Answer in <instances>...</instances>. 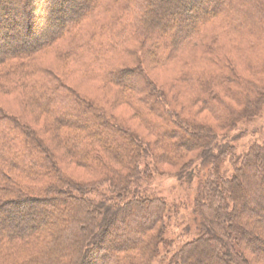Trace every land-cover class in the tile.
<instances>
[{"label": "trees", "instance_id": "trees-1", "mask_svg": "<svg viewBox=\"0 0 264 264\" xmlns=\"http://www.w3.org/2000/svg\"><path fill=\"white\" fill-rule=\"evenodd\" d=\"M162 1L0 0V214L27 216L0 219V264H151L172 207L143 184L163 163L198 181L195 237L169 264H264V141L237 153L231 134L264 106V0H174L170 21Z\"/></svg>", "mask_w": 264, "mask_h": 264}, {"label": "rangeland", "instance_id": "rangeland-1", "mask_svg": "<svg viewBox=\"0 0 264 264\" xmlns=\"http://www.w3.org/2000/svg\"><path fill=\"white\" fill-rule=\"evenodd\" d=\"M174 0H163L162 4L165 5L163 9H158V12L160 15L164 17V20H169L171 17L169 16V7H173ZM176 1V0H175ZM185 2H183L184 10L187 15H191L194 18V13L198 12V16H202V12L199 11V8H191V6L185 5ZM205 6L204 8H208L210 3H212V0H204ZM192 19V18H191ZM190 18H185L184 14L180 15L178 17L173 16V22L181 28L183 25H186L190 20ZM152 60L150 58L147 59L148 68H150L151 76L161 85H165L166 87H169L171 90L172 85V79L174 78V73L171 71L170 68L160 70L156 68L154 65L151 68ZM64 68H61L62 71ZM208 70V68H205ZM77 80H76V79ZM71 82V81H70ZM72 85L75 86L77 89L85 91V93L92 94L93 96L101 98L105 103L106 102H112L115 96L116 98L119 95V91L116 89L110 90L109 92H106L95 83L86 85V82L81 81L77 76L74 74L72 75ZM91 87V88H89ZM174 88V87H173ZM176 89V88H175ZM174 92V89L171 90ZM178 91V90H177ZM188 93H182V99L184 102L188 103L191 101L190 97L193 94V89H189L187 91ZM7 100L3 99V97L0 98V102L2 104L6 103L5 101H13L11 97H6ZM5 100V101H4ZM178 106L179 104L178 101ZM11 109H16L19 111L20 109L15 105L14 103L8 104ZM199 106V105H197ZM115 112H117L120 115H123L127 117V119L130 121V123L139 126V121L137 117L132 116V110L126 106L121 107H115ZM204 116L198 115L200 117V120H206V121H214V119L211 116V113L204 109L203 111ZM202 116V117H201ZM204 117V118H203ZM85 118V117H84ZM86 120L87 124H93V120ZM232 136L238 135V139L233 141V143L236 146L237 153H242L246 151V149L249 148V146L254 142H263L264 141V106L259 114L254 116L251 119H243L239 123V127L231 132ZM223 168L229 170H232L231 164L229 160L225 161L223 164ZM176 168L171 166L170 164L163 163L162 166H160L158 169L152 170V175L150 178H148L147 181L143 184V189L147 191L148 193H153V195L158 194L162 197H164L168 203L172 207V211L169 215L168 221H167V232L166 236L168 239V244L161 245V253L160 255L151 263V264H169L171 253L174 252L178 247L182 246L185 242L188 240H191L195 237L196 234V226L193 223V204L195 200V194L197 190V182L190 184L188 182L182 181L177 179L175 172ZM72 176L82 179V177L88 178L92 175L88 174L87 171L83 167L75 166L72 164ZM254 188L251 189L253 191ZM255 190V189H254ZM37 205L42 207V204L37 203ZM252 206H256V204H252ZM15 210L24 209L23 205L15 204L13 206ZM17 219H25L27 218L26 215H22L21 218L14 215ZM14 217H10L5 214H0V219H5L6 221H14ZM117 227V223L115 225H112V228ZM257 234L261 235V231L255 229ZM132 231V234L137 233L136 229L130 230ZM135 236V235H133ZM113 247V246H111ZM106 248V242L104 243V249Z\"/></svg>", "mask_w": 264, "mask_h": 264}, {"label": "bare ground", "instance_id": "bare-ground-1", "mask_svg": "<svg viewBox=\"0 0 264 264\" xmlns=\"http://www.w3.org/2000/svg\"><path fill=\"white\" fill-rule=\"evenodd\" d=\"M197 1V0H196ZM201 1V0H200ZM77 0H73V5H76Z\"/></svg>", "mask_w": 264, "mask_h": 264}]
</instances>
